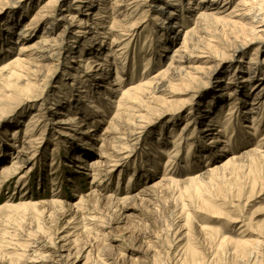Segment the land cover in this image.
<instances>
[{
	"label": "rangeland",
	"instance_id": "rangeland-1",
	"mask_svg": "<svg viewBox=\"0 0 264 264\" xmlns=\"http://www.w3.org/2000/svg\"><path fill=\"white\" fill-rule=\"evenodd\" d=\"M50 1L0 0V36L8 28L13 32L11 43H0V264H250L256 257L264 264V145L257 147L264 144V116L258 135L244 137L257 124L249 104L260 92L264 95V28L255 43L236 52L237 43L227 40L222 23L205 24L198 36L204 37L203 47L212 45L208 54L197 52L190 64L176 63L195 78L159 81L163 91L154 93L153 103H148L152 109L144 107L137 119L133 149L123 151L118 167L105 165L96 182L90 167L121 136L105 132L120 110L123 92L138 86L142 77L155 81L171 67L184 34L199 29L193 0L178 1L184 14L182 27L176 29L179 41L166 57L159 54L151 62L144 54L156 46L149 41L152 31L164 26L165 15L160 17L158 10L162 0H138L127 20L118 9L129 0L119 7L116 0H54L51 17L39 31L51 40L52 51L40 53L50 57L39 82H30L8 68L18 45L12 42ZM241 1L229 0L228 12ZM112 17L131 26L126 32L117 29L122 33L117 44L112 39L120 32L108 29ZM95 24H100L98 31ZM96 31L104 33L96 34L104 36L100 44L88 42ZM174 39L169 35L161 48ZM127 43L135 67L127 65L117 81V69L127 63L126 51L119 50ZM93 53L101 56L99 61ZM252 70L255 77L247 74ZM72 73L91 79L95 89L76 106V115L67 110L65 100ZM237 86L251 97L237 95ZM42 103L53 109L41 111ZM99 106L103 115L96 113ZM213 115L218 122L209 121ZM213 127L222 131L214 137L225 144H208ZM199 132L205 134L200 143L195 141ZM145 156L148 163L140 162ZM232 156L238 159L235 165L208 172ZM188 157L192 164H186ZM15 162L23 163V169L3 186L4 170ZM130 176L136 183L126 190L128 183H119ZM197 176H202L200 181L190 182ZM55 199L63 204H51ZM116 199H123L122 204ZM28 203L33 205H22Z\"/></svg>",
	"mask_w": 264,
	"mask_h": 264
},
{
	"label": "bare ground",
	"instance_id": "bare-ground-1",
	"mask_svg": "<svg viewBox=\"0 0 264 264\" xmlns=\"http://www.w3.org/2000/svg\"><path fill=\"white\" fill-rule=\"evenodd\" d=\"M137 1L138 0H129V4H127L126 6L124 5V7H125L124 9H118L119 10L118 15H123L124 19H126V20L128 18H131V16H132V13H130L131 7L133 5H135L137 3ZM162 1L164 2V4H162V6H160V8L158 10L160 11V14H159L160 17L162 15L163 16L165 15V17H164L165 19L163 21L164 26H162L161 29H155L154 31H152L151 36H149V41L154 42V43L156 42V46L152 45V49L144 54L145 55L144 59L146 62L147 61L151 62L150 60H153L159 54H160V56H163L162 54H164V56L165 55L167 56L168 51H170V49L174 46V44L178 43L179 38H180V37L178 38V36H180V34L177 35L176 29H178L179 27L181 28L183 25V20H184L183 8L180 7V3L178 2L179 0H162ZM113 2H118V4H116V7H119L124 2V0H116ZM175 2H177L178 4L177 3L175 4ZM53 3H55V1L51 0L48 4L42 6L40 8L39 12L37 13V15L33 19L29 20L31 22L26 23L23 26V28H20L21 30L19 29L18 40L15 42H12V43L18 44V45L16 48L17 51L15 54L16 55L15 60L12 61V63L8 66V68H10L11 70L13 69L14 72H16V71L21 72L22 74L19 75L18 77H20V78L27 77L30 82H35V81L39 82V79L41 78V75H42L41 73L43 71L42 68L44 67L43 66L44 61L50 57L49 55L45 56V55H41L40 53L45 52V51L47 53H49L52 51L51 40L48 39V36H44V35L41 36V34H40L41 32H39V31L42 30V28H44V26L46 24V22L44 20L51 17L50 16V10H51ZM74 3H86V2L76 0ZM228 3H230L229 0H224V1H220V0H198L197 1L196 0V2H195V0H193L190 5L192 7L191 9L194 10L193 13H194L195 18L197 19L199 29L194 30V31L189 30L184 34L183 39L181 40L182 43H179L178 45H180V46L177 49H175L173 52L174 54L172 56L171 67L167 71H164L163 73L156 76L157 81L156 80L155 81L150 80V82H146V79L142 77V78L138 79V81H140V84L138 86H134V87L128 89L127 91L123 92L124 98L119 103V109L120 110L118 109L119 112L115 116L114 122L112 123V127L110 125L109 127H111V128H108L109 130L107 132H105L109 136H110V134H113L115 132H121L120 133L121 136H120V138H116L114 143H112L113 146L110 145V146H112V149L108 150V148L106 146L105 149H107V150H103V152L101 154L102 161H100L98 163L96 162L93 165L91 164L92 165L91 167L89 166L91 168L90 170L94 174V178H95L96 182L98 181L99 178H101L104 175L105 172L103 171V167L105 165H108L109 163H112V164L114 163L111 167H113V168L118 167L119 157L123 153V151H130L131 149H133L131 142H132V137H134V135L136 133V130L134 127L137 125L136 124L137 119L143 117V114L141 112L146 111L144 107H146L147 110L152 109V108H150L149 104L153 103L152 101H153L154 93L163 91L159 87V85H160L159 81H163L164 79L170 78V77H171V79H174V80L177 78L178 81L179 80L181 81L183 78L191 81L195 78L192 75V73L189 71L185 70L184 73H182L180 66H177L176 63H184L185 65H187V64H190L191 58L194 57V53L200 52L202 54H208L207 52L209 51V49L207 47H210L212 45H208L207 47L206 46L203 47L204 46L203 45L204 44L203 43L204 37L198 36L201 31L202 32L204 31V25L205 24H209L210 22H217L219 24L222 23V25L225 26L224 33L226 35L227 40L229 42H236L237 43L236 52L237 51L238 52L243 51L249 45H252L253 43H255V41H256V40H254L255 38L260 37L258 35L260 32L259 29L264 28V0H244V1L238 2L237 5L234 7L233 11H231V12H228L229 11ZM90 5H91V2L89 3V6ZM80 8L81 7L79 6L78 9H80ZM29 9H26V11L23 13V15H26V13L28 12ZM228 16L232 20L231 19L222 20L223 18H228ZM113 23H116V25L114 26ZM17 25H18V22L16 25H15V23L10 24V26H12V27L17 26ZM95 25H97V26H96V28H94V30L98 31L97 27L100 24H95ZM178 25H180V26L178 27ZM7 26L8 25H6V28H8ZM104 27H106V26H104ZM118 28L122 29L121 31L124 30V32H126L128 29L131 28V26L127 27V25H123V23L118 22L115 18L112 19L110 27L108 29H111L115 32L116 31L120 32L118 34L120 36L116 40L112 39L113 43H115V44L120 42L121 35H122L121 31L117 30ZM4 31H5L4 35L0 36V43L2 45L8 43L9 41L11 43V38H12L11 35L13 34V32L10 30V28L5 29ZM97 31L95 34L88 37V42L92 41V42H96V44H98V43L100 44L103 42L101 40H103L104 36H99V37H97V36L99 34L103 35L104 33L97 32ZM96 34H98V35L96 36ZM169 35H174L176 40L174 39L173 41H171L169 46H167V47L165 46L166 48H161L163 43H165V40H167V38L169 37ZM6 36H9V37H6ZM37 37L42 38V40H39V41L36 40ZM46 46H48V47L50 46L49 47L50 49L46 50L45 49ZM129 48H130V43H127L126 45L122 46L121 50H119V52L126 51V53H123V54L125 57L124 60H127V61H125L127 63L122 62L121 67H119L117 69V75H116L117 81H121L122 77L120 74H121V72H123L127 68V65L129 67H135L134 63L130 64L131 59H129V57H130L131 53H129L130 52ZM91 50H92V52L96 51L94 49H91ZM119 54L120 55L118 58L121 59L120 57H121L122 53H119ZM93 56H94L95 60L97 59V61L100 60V59H98L99 57L101 58L100 55L95 54V53H93ZM134 60H136V58ZM173 64L177 67L173 66ZM100 65L101 64L98 63V66H100ZM120 69H122V70H120ZM103 72L104 71H100V72L96 73L98 78H101V75L103 74ZM252 72L254 75H252L251 77H255L256 71L252 70L251 72H248L247 74L252 73ZM13 75H16V73H14ZM92 76L90 78H92ZM79 78L77 76L73 75V73H72L73 85L71 86L70 91L65 95V96H67V99H65V100L68 101L67 110H69L70 112L73 111V115H76V112H78L79 107L76 108V106L82 105L81 103L82 102L84 103L85 101L90 99V96L92 94H94V92H95V89H93L92 85L90 84L91 79H88L86 76L81 78V79H79ZM93 80H94V78H92V81ZM262 80H264V77L262 78ZM262 84L264 87V83H262ZM31 85H33V84H31ZM116 85H118V84H116ZM236 88H237L236 89L237 95H239V93H240V95H241V93H243V94H245V96L251 97V95H249L248 91H241L240 86H237ZM256 89H259V88H255V90ZM118 91H120V90L118 89ZM62 93H64V92H62ZM262 93L263 92H260L258 94V96L255 99H253V102H251L249 104L251 106L250 112L253 114V121L257 124L250 125L248 128H251L253 131H252V133L245 132L244 137L247 135L257 136L258 132H260V128L262 126L260 120L264 116V95ZM231 96H233V95H231ZM83 97L85 100H83ZM248 100L249 99H245L243 101L244 105H247ZM48 104H50V103H48ZM84 108H86V107H84ZM245 108H246V106H245ZM46 109H53V108L50 105L46 106V104L42 103L40 110L42 111V110H46ZM97 110L98 111L96 113L102 114V115L104 114L101 111L100 106L97 108ZM131 111H133V113H131ZM241 114L243 115L244 113L242 112ZM242 115L240 116L241 118H242ZM247 116H248V114H247ZM96 118H99V117H96ZM245 118H246V116H245ZM212 119H214L218 122V116L217 117H215V115L210 116L209 121L213 122ZM234 130H233V132H234ZM210 131H211L210 132L211 138L209 139L210 141L208 144H210V143L215 144L217 141H220L221 143H224V144L226 143V141H221V138L217 139V137H214V135H219L220 133H222V131L219 130V128L216 129L215 127H213ZM203 133L204 132H199V134L197 133V135H196L197 138L195 139L196 142H198V143L201 142L200 139H202L205 135ZM250 136L248 137L249 139H250ZM81 139L82 138L80 137L79 140L76 142V144H78V146H79V142L83 143V140H81ZM248 141L251 143L252 140L250 139ZM260 141L263 142L264 137L261 138ZM177 143L178 142L175 143L176 146H178ZM260 143L257 145V147L264 145L263 143H261V144ZM107 145H109V143ZM201 148H203V147L199 146V148H198L200 153L203 152ZM225 148H227V147H225ZM2 151H3V149L0 150V152H2ZM20 151H21V152H19L20 154L25 153L24 150H20ZM115 158H118V159L115 160ZM148 158H149V156L148 157L145 156V158H144L145 160H142L140 162L148 163V160H149ZM2 159H4V158H2ZM141 159H142V157L139 160H141ZM139 160H138V162H139ZM237 160L238 159L236 156H232V157L228 158V160L226 162H224L222 165H220V166L216 165L217 167L212 168L208 172L210 174H213L222 168H226V167H229L231 165H235L236 162H238ZM193 161L194 160L189 159V157L186 158V160H185L186 164H192ZM23 166H24L23 163L21 164L19 162H15L13 164L12 168H10L8 170H4L3 176H2L3 180L1 181V184L4 186V184L8 183L9 181L11 182L13 180L14 173L19 174V171L21 169H23ZM106 173H109V172L106 171ZM133 176H130V180H123L122 182H124V183H119V184L125 185V183L126 184L128 183L129 186H126V188H127L126 190H129L133 186V184L136 183V180L134 178L135 176L134 177ZM167 177H168V175H166V177L164 179L165 181H167L169 179ZM201 178H202V176H197V177L193 178L192 181H190V182H198L201 180ZM174 182H177V181H174ZM162 183H159V184L157 183L158 185H156V186H159ZM152 187L154 188V186H152ZM130 194L131 193H128V195H130ZM144 194H145V192H144ZM116 200L119 202H121V200L123 201V199H116ZM61 203L62 202H60V200H58V199L57 200L55 199L54 202H51V204H55V206L56 205L61 206L63 204V203L62 204ZM121 204H122V202H121ZM22 205L24 207H28V206H31L33 204L28 203V204H22ZM89 220H91V219H88V221ZM250 264H263V263L259 260V257H256V258H251Z\"/></svg>",
	"mask_w": 264,
	"mask_h": 264
}]
</instances>
